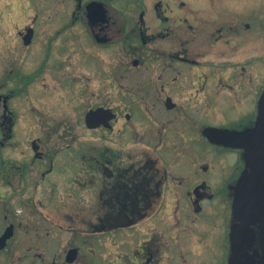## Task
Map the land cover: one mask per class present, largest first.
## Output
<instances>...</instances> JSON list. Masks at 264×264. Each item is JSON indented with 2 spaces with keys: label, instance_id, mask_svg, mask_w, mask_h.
I'll use <instances>...</instances> for the list:
<instances>
[{
  "label": "flooded vegetation",
  "instance_id": "af4514ba",
  "mask_svg": "<svg viewBox=\"0 0 264 264\" xmlns=\"http://www.w3.org/2000/svg\"><path fill=\"white\" fill-rule=\"evenodd\" d=\"M77 1L63 27L78 21L92 43L120 46L127 65L132 60L129 68L122 64L121 77L131 67L144 68L146 56L160 64L155 71L149 66L154 73L150 78L139 77L138 93L126 90L124 78V106L101 103L85 112L89 132L113 130L116 125L122 134L116 141L102 134L122 150L117 160L105 156L104 162L93 165L101 174L99 203L93 210L97 222L75 215L64 217L71 222L63 226L56 221L61 219L59 214L48 220L31 207L32 194L16 198L18 202L12 198L0 209V264L13 259L6 260L5 252L15 242L19 226L28 224L23 222L27 216L39 215L60 228L73 226L75 232V221L84 229L87 225L90 231L104 232L152 217L169 195L174 210L182 211L177 222L202 224L193 230L203 249L200 264H264V13L259 10H264V0L260 7L250 0H175L173 7L164 0ZM92 2L101 3L102 9L88 7ZM29 30L32 34L26 43ZM24 33L20 34L22 43L29 47L36 28L29 25ZM92 57L85 60L92 61ZM46 65L47 59L36 72H18L17 87L4 89L0 84V152L13 144L18 123L15 98L27 92ZM258 65L262 69L255 73ZM98 108L107 114L100 125L90 127L87 114ZM137 112L145 117L139 119ZM143 125L151 133L141 131ZM60 126L59 122L54 131L59 133L56 138L64 140L68 134L61 137ZM78 136L71 132L69 142L57 150L46 149L51 138L34 139L32 159L19 164L0 155V175L13 188L12 197H17L29 168L37 161L45 162L43 180L54 170V155L72 147ZM35 141L41 155H37ZM40 181L34 182L33 191ZM8 199L0 192V202ZM6 233L11 235L3 239ZM73 248L80 252L71 247L67 263H71L67 255ZM138 248L140 253L147 252L146 246ZM172 249L179 251L175 253L182 264H189L185 246L176 243ZM38 257L44 259L43 253L38 252Z\"/></svg>",
  "mask_w": 264,
  "mask_h": 264
},
{
  "label": "rangeland",
  "instance_id": "374dc122",
  "mask_svg": "<svg viewBox=\"0 0 264 264\" xmlns=\"http://www.w3.org/2000/svg\"><path fill=\"white\" fill-rule=\"evenodd\" d=\"M86 1L83 0V4ZM250 1L260 7L263 0ZM164 2L171 7L175 5V0ZM77 3V0H0V84L4 89L19 86L18 72H36L42 61L47 59L45 70L38 78H33L27 92L17 96L13 102L18 115L13 144L1 149L0 155L19 164L32 159L34 139L51 138L46 149L57 150L69 142L71 132L79 135L72 147L62 148L54 155V170L43 180L45 162L37 161L29 168L21 189L17 190V197H12L13 188L7 184L6 177L0 175V192L10 198L0 202V209L12 198L18 202L17 199H25L32 194L31 207L48 220H55L53 214H59L61 219L56 221L63 226H70L71 221H65V218L75 215L97 222L93 210L99 203L101 174L93 165L104 162L105 156L117 160L122 150V146L102 137L105 133L106 137L119 140L122 134L118 126L115 125L113 130L89 132L83 120L86 110L101 103L124 106L121 94L124 78L126 90L138 93L139 77L150 78L154 73L149 66L155 71L160 64V61L146 56L144 68L131 67L125 72V77H121L125 69L122 64L125 62L127 65L128 59L123 57L120 46L92 43L85 27L78 21L63 27L77 8ZM259 10L264 13L261 7ZM130 20H134L132 15ZM29 25H34L37 34L32 44L26 47L20 34L26 32ZM90 54L93 55L92 61H86ZM129 64L132 66V60ZM261 69V65L255 66V73ZM73 78L76 81L69 83ZM137 116L139 119L145 117L140 112ZM59 122L60 136L68 134L64 140L56 138L59 133L54 131ZM133 127L132 136L135 132ZM141 131L151 133L148 125H143ZM36 181L40 182L33 191ZM174 208L169 195L165 206L156 210L152 217L134 226L104 232L90 231L87 225L85 231L78 221H75V232L73 226L60 228L39 215L27 216L23 222L28 224L19 226L15 242L10 251L5 252V258H13L10 264H182L181 257L175 253L179 251L172 249L173 244L178 243L188 249L187 263L200 264L203 249L193 230L202 224L196 222L193 226L191 222L186 226L184 220L177 222L182 211L177 213ZM2 213L0 210V222ZM186 236H192L194 240L186 239ZM140 245L146 246L147 252H138ZM71 247H78L80 252L74 263H67L65 257ZM38 252L43 253L44 259L38 257Z\"/></svg>",
  "mask_w": 264,
  "mask_h": 264
},
{
  "label": "water",
  "instance_id": "95a60500",
  "mask_svg": "<svg viewBox=\"0 0 264 264\" xmlns=\"http://www.w3.org/2000/svg\"><path fill=\"white\" fill-rule=\"evenodd\" d=\"M95 7V6H99L100 9H102V5L101 3L99 2H92L88 5V7ZM31 34H32V31L29 30L28 31V34H27V40H26V43H29L30 42V38H31ZM107 114V111L106 110H103V109H96V110H91L89 111V113L87 114V124L90 126V127H95L97 125H100V120L102 119V117L104 115ZM34 148L38 151L39 150V146L37 145V141L34 142ZM42 152L38 151L37 152V155H41ZM10 233H6L4 238L3 239H6L8 237H10ZM77 254H78V249L77 248H73L69 251L68 255H67V261L69 262H73L76 257H77Z\"/></svg>",
  "mask_w": 264,
  "mask_h": 264
}]
</instances>
